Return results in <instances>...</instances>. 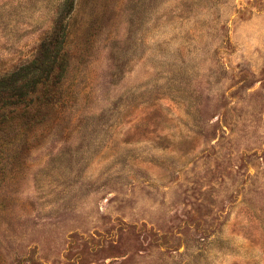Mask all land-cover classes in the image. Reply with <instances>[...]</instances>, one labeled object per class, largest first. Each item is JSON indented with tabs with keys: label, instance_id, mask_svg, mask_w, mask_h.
Listing matches in <instances>:
<instances>
[{
	"label": "rangeland",
	"instance_id": "obj_1",
	"mask_svg": "<svg viewBox=\"0 0 264 264\" xmlns=\"http://www.w3.org/2000/svg\"><path fill=\"white\" fill-rule=\"evenodd\" d=\"M36 68L0 264H264V0H0V108Z\"/></svg>",
	"mask_w": 264,
	"mask_h": 264
},
{
	"label": "trees",
	"instance_id": "obj_2",
	"mask_svg": "<svg viewBox=\"0 0 264 264\" xmlns=\"http://www.w3.org/2000/svg\"><path fill=\"white\" fill-rule=\"evenodd\" d=\"M36 72L38 71L39 72V79H36L33 83V87H32V90L31 91H25L23 93H20L19 95H12L10 97L12 98H15V97H19V99L21 101L19 102H16V103H7V102H4L2 107L0 108V110H5V109H15L17 108L18 106H23L25 105V108H29L31 105H33V101L35 102H38L39 100H35V97L37 95H40L41 93H43V89L46 87V84L45 82H41V80L43 78H46L48 79L49 76H50V69H41V68H36L35 70ZM37 75V76H38ZM47 81V80H45ZM19 89H21V87H19ZM28 96L31 98V99H34L33 101H29L31 100L30 98H28ZM24 100V101H23ZM29 101V102H28Z\"/></svg>",
	"mask_w": 264,
	"mask_h": 264
}]
</instances>
